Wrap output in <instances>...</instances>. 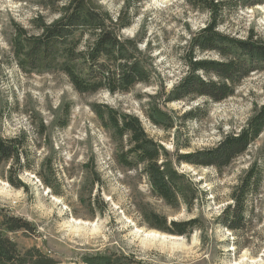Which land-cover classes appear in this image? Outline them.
Wrapping results in <instances>:
<instances>
[{
    "label": "rangeland",
    "instance_id": "obj_1",
    "mask_svg": "<svg viewBox=\"0 0 264 264\" xmlns=\"http://www.w3.org/2000/svg\"><path fill=\"white\" fill-rule=\"evenodd\" d=\"M47 1L0 0V138L20 139L25 167L0 163V213L35 228L9 234L19 250H39L55 264H90L96 258H112L116 264H264V132L221 173L176 165L194 201L171 208L152 193L140 171L120 167L111 132L93 111L96 105L107 106L139 118L150 138L174 153V133L154 126L148 114L157 108L182 117L199 108V119L182 127L190 148L180 153L212 149L226 135L239 133L264 104V72L246 79L223 103L197 99L165 105L167 94L187 72L182 61L186 42L204 29L207 18L178 0H132L140 3V11L121 36L143 40L139 50L152 83L129 93L80 94L63 73L22 64L16 47L21 32L39 36L42 22L59 20L56 9L44 8ZM95 1L117 17L127 0ZM221 32L239 39L254 33L264 39V7L231 15ZM205 58L219 59L216 54ZM255 163L262 183L259 193L247 198L255 201L256 213L250 245L240 248L217 219ZM9 180L23 186L16 188ZM150 213L168 223L198 218L204 231L173 236L153 229L146 217Z\"/></svg>",
    "mask_w": 264,
    "mask_h": 264
},
{
    "label": "trees",
    "instance_id": "obj_2",
    "mask_svg": "<svg viewBox=\"0 0 264 264\" xmlns=\"http://www.w3.org/2000/svg\"><path fill=\"white\" fill-rule=\"evenodd\" d=\"M193 13L207 18L204 29L192 34L186 42L182 61L187 72L167 94L165 105L203 99L223 103L235 96L246 79L264 72V39L251 33L239 39L221 32L231 15L258 7L264 0H178ZM61 4V7L56 8ZM56 9L59 20L53 24L42 22L39 36L28 37L21 32L16 47L22 64L34 70L59 71L66 75L80 94L94 95L106 91L112 95L129 93L138 85H150L152 72L143 60L139 45L143 40L125 39L121 32L132 26L138 16L140 3L127 0L113 17L95 0H48L44 6ZM22 38H25L22 40ZM19 54V56H20ZM216 54L219 59L205 58ZM93 111L105 129L111 132L117 145L116 161L126 171H140L149 182L152 193L171 208L192 205L189 182L176 171V165L214 168L218 172L230 167L243 156L264 132V104L239 133L226 135L214 148L183 153L189 144L182 136V127L197 121L201 109H193L182 117L153 109L150 122L166 133H174V153L150 138L139 118L120 114L107 106L96 105ZM20 139L5 142L0 138V163L14 161L20 167L24 160ZM25 169V167H22ZM21 168V170H23ZM11 185L21 188L23 185ZM262 174L255 163L245 175L241 186L231 195L217 224L238 239L240 248L250 245V226L254 222L256 204L247 200L257 195ZM152 228L173 236L186 237L195 231L203 232L198 218L185 222H170L155 214H147ZM35 228L23 219L0 213V264H55L39 250L23 253L9 234ZM256 239L253 236V240ZM90 264H116L112 258H96Z\"/></svg>",
    "mask_w": 264,
    "mask_h": 264
},
{
    "label": "bare ground",
    "instance_id": "obj_3",
    "mask_svg": "<svg viewBox=\"0 0 264 264\" xmlns=\"http://www.w3.org/2000/svg\"><path fill=\"white\" fill-rule=\"evenodd\" d=\"M154 236H155V237H157V235H156V234H155Z\"/></svg>",
    "mask_w": 264,
    "mask_h": 264
}]
</instances>
